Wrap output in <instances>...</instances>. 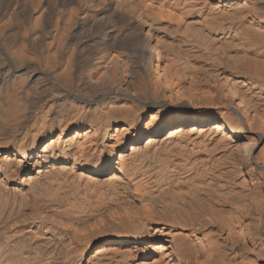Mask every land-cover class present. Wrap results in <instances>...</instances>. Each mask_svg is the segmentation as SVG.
<instances>
[{
    "label": "bare ground",
    "instance_id": "obj_1",
    "mask_svg": "<svg viewBox=\"0 0 264 264\" xmlns=\"http://www.w3.org/2000/svg\"><path fill=\"white\" fill-rule=\"evenodd\" d=\"M0 264H264V0H0Z\"/></svg>",
    "mask_w": 264,
    "mask_h": 264
}]
</instances>
